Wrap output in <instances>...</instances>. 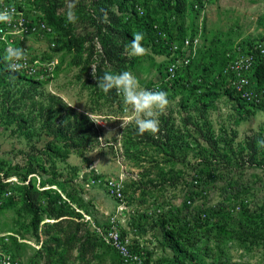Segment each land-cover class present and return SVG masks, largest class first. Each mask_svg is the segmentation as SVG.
I'll use <instances>...</instances> for the list:
<instances>
[{
	"label": "rangeland",
	"instance_id": "374dc122",
	"mask_svg": "<svg viewBox=\"0 0 264 264\" xmlns=\"http://www.w3.org/2000/svg\"><path fill=\"white\" fill-rule=\"evenodd\" d=\"M53 2L68 32L87 41L68 52L67 33L54 28L56 48L51 37L28 42L43 60H58L53 82L0 78V264L5 256L12 264H121L97 234L112 215L139 231L152 264H264V148L256 143L264 139V109L240 115L218 78L227 52L264 40V0L187 10L188 36L200 37L184 77L191 84L168 95L155 136L138 134L123 96L96 81L130 71L150 89L161 78L169 57L152 44L153 6L149 19L124 25L122 0H78L73 24L70 0ZM137 31L150 50L139 57L125 50ZM111 182L122 199L109 194ZM231 189L243 198L228 200ZM166 222L184 236L178 247Z\"/></svg>",
	"mask_w": 264,
	"mask_h": 264
},
{
	"label": "built area",
	"instance_id": "2783aa9c",
	"mask_svg": "<svg viewBox=\"0 0 264 264\" xmlns=\"http://www.w3.org/2000/svg\"><path fill=\"white\" fill-rule=\"evenodd\" d=\"M174 6L176 0H168ZM212 0H187V4L198 14H203L208 4ZM145 0H134L135 11L139 16L145 15ZM15 6L16 14L13 21L9 23H0V57L3 61V67L9 73H15L27 79L38 83L53 82L56 75V69L59 65L57 59H45L34 54L28 46V42L33 38L51 37L50 46L56 48L59 36L54 28L47 23L42 8H39L36 0H0V10ZM158 36L162 40L164 47L168 48V66L164 76L155 81V84L149 89H161L166 86L172 88L178 78V73L187 69L192 61L197 57L200 43L199 36H186L183 41L169 39L158 25L154 26ZM8 45L22 47L26 50L28 56L27 66L18 72H12L8 69V61L4 59L5 49ZM227 64L221 72L225 80V89L230 91L234 99L246 105L240 108L236 103L237 110L245 117L253 116L252 113L257 108H264V88H258L252 82L251 76L258 65L259 59H264V40L251 42L246 48L238 47L226 54ZM109 187L108 192L112 196L122 199L123 191L119 186ZM175 213V210H171ZM205 217V215H204ZM125 220L122 222L117 215H112L108 222L102 227L97 228V234L103 242L112 248L120 257L123 264H146L147 249L143 245L136 244L131 238L124 234L126 226ZM2 264H12L11 256H5ZM193 264H200L194 261Z\"/></svg>",
	"mask_w": 264,
	"mask_h": 264
},
{
	"label": "trees",
	"instance_id": "16d2710c",
	"mask_svg": "<svg viewBox=\"0 0 264 264\" xmlns=\"http://www.w3.org/2000/svg\"><path fill=\"white\" fill-rule=\"evenodd\" d=\"M107 1L110 4L112 3V0H107ZM153 1H155L156 3L154 4ZM36 2H37L38 7L42 8V11L45 14V19H46L47 23L50 24L53 28H59L62 30V32L67 33V38L63 44L64 49L67 50L68 52L79 51V49L82 47V45L87 41V37L78 38L77 36H73L72 34H70L68 32V29L64 27L63 16H62L61 12L59 11L58 7L54 4L53 0H36ZM149 4H151L153 6V8L155 9V14H156L155 20H152L151 22H149V30H150V35H151V39H152V44L158 49V51L160 53H162L165 56H168V55H170L168 52V48L163 46L162 40L158 36V33L156 32V30L154 29V26L158 25L159 28L167 34L169 39L181 42L185 39L186 36H188V29L186 27V23H185V19H184L187 10L189 9V10L193 11L195 14H198V13L195 12L187 4V0H176V4L174 6L172 5V2L168 1V0H152L151 2H150V0H145V2H144L145 15L139 16L137 14V12L135 11L134 0H122V10H125V11L121 12L119 19L122 20V23L124 25H129L133 19L134 20L135 19L147 20V19H149L148 10H147ZM128 7H129V9H127ZM166 14H168V18H166V19L159 20L157 17V15L160 17V16H163ZM127 35L130 37L131 33L128 32ZM192 37H195L194 34ZM230 51H232V50H230ZM196 58L192 61L191 65L187 69L180 71L178 73V78H177V80H176V82L172 88H168L166 86L163 87V90L166 91L168 93V95L174 94V93L182 90L183 88L187 87L189 84H191L190 80L188 78H184V77L188 72L191 73V69L193 68V66L195 64ZM224 59L225 60H224L222 70L227 64L226 55H225ZM168 63L165 65V70L167 69ZM3 66H4L3 61L0 57V78L3 81H7V80H10L11 78L15 77V78H19V79L29 80V81L33 82L34 84H41V83L35 82L33 80L27 79L25 77H22L18 74L9 73L6 69H4ZM222 70L218 74V78L221 81L222 85L225 87V80L221 76ZM164 73H165V71H164ZM164 73L162 74L161 77L164 76ZM251 80L253 83H255L257 85L258 88H264V59L263 58L259 59L258 65L255 67V69L252 73ZM225 91L230 97H232L234 99V97L232 96L230 91H228V90H225ZM234 100L238 103L237 105L240 108L243 109L246 107V105L240 103V101L238 99H234ZM261 109H264V108L263 107L257 108V110H261ZM240 115H242V114L240 113ZM77 130L80 131L79 128H77ZM207 161H209L208 157H205L204 163ZM203 170L204 169L201 170V173ZM226 195L228 196V200H235V199L241 200L243 198V196L240 194V191L237 189H231L230 191L226 192ZM24 201H25L26 209L28 210V212H30L33 215V219H32L33 225L38 226L40 224V221H41L39 211L30 202V196H26ZM171 210H175V213H176V209L170 207L168 209V211L170 212V215H173ZM200 219H201V217H200ZM166 223L168 225H166L165 227L166 228L169 227L171 229V232L167 233L166 237L168 239L171 238V243L173 244V247H178L180 245L179 242L181 243L184 236L183 235L180 236L179 232H175L174 226L169 225V222H166ZM169 243H170V241H169ZM110 249L118 257L120 263L123 264L120 260L119 255L112 248H110ZM147 254L148 255H147L146 264H152L150 261V253L148 251H147Z\"/></svg>",
	"mask_w": 264,
	"mask_h": 264
},
{
	"label": "clouds",
	"instance_id": "9594fccd",
	"mask_svg": "<svg viewBox=\"0 0 264 264\" xmlns=\"http://www.w3.org/2000/svg\"><path fill=\"white\" fill-rule=\"evenodd\" d=\"M78 0H70L67 5L66 19L69 23H76L75 6ZM15 6L0 10V23H11L16 14ZM145 34L134 32L131 41L125 45V50L131 56H144L150 51L144 46ZM4 59L8 61V69L12 72L23 70L27 66L28 56L22 47L8 45ZM94 69L92 72L94 74ZM97 81V87L104 93L115 89L123 96L124 104L130 106L134 113V124L138 134L150 133L153 136L160 131L159 116L164 114L169 106L168 93L159 88L146 89L141 87L137 77L130 71L119 73L105 72ZM257 147L264 148V139L256 141Z\"/></svg>",
	"mask_w": 264,
	"mask_h": 264
},
{
	"label": "crops",
	"instance_id": "0c3cea01",
	"mask_svg": "<svg viewBox=\"0 0 264 264\" xmlns=\"http://www.w3.org/2000/svg\"><path fill=\"white\" fill-rule=\"evenodd\" d=\"M124 234L126 236H128L129 238H131L136 244L138 245H143L146 247V249L148 250V243L144 242V240H140V236H139V231L136 228H129L127 225L124 228ZM154 243H152V247H156V251H158V246L159 243L156 241H153ZM150 246V245H149Z\"/></svg>",
	"mask_w": 264,
	"mask_h": 264
}]
</instances>
